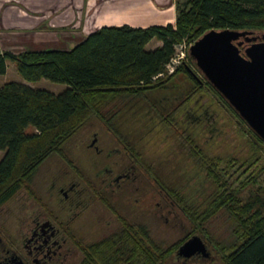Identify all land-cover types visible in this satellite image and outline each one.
<instances>
[{
	"label": "trees",
	"instance_id": "obj_1",
	"mask_svg": "<svg viewBox=\"0 0 264 264\" xmlns=\"http://www.w3.org/2000/svg\"><path fill=\"white\" fill-rule=\"evenodd\" d=\"M177 1L174 24L145 28L101 27L67 51L0 53V75H5L6 61H10L27 83L45 79L66 86L58 94L16 81L0 86V152H3L0 158V205L28 181L46 158L56 155L65 160L63 148L70 137L88 118L93 115L103 118V110L112 107L111 112L108 111L109 117L103 118L108 128L126 146L130 159L176 203L195 228L228 208L231 196L225 194L227 190L214 165L222 159L207 157L196 141L185 137L186 149L193 157L194 165L215 187L207 197L190 203L182 187H172L163 180L139 145L131 144L132 140L118 132L115 125L116 117L128 110L136 114L147 112L152 119L156 113L161 120L158 126L154 124L156 129L178 131L182 111L187 105H191L188 109H199L194 100L199 93H205L203 89H212L206 81L193 75L190 67L193 62L187 51L186 60L175 66L171 73L167 72L176 48L182 43L191 45L209 30L264 33V0ZM153 40L161 45L147 50ZM170 88L180 92L186 89L182 105L175 109L177 118L173 116L174 110L162 116L158 109L162 101H155L156 94L168 92ZM214 95L232 112L218 93L214 92ZM145 105L150 109L142 110ZM29 129L32 131L28 132ZM254 142L256 151L253 150L254 154L243 162H256L259 148L264 150L263 142L257 138ZM232 209L238 219L240 242L224 254L225 264H264V213L254 210L252 203ZM119 220L120 231L104 241L86 246L80 264H163V255L158 247L148 243L143 228Z\"/></svg>",
	"mask_w": 264,
	"mask_h": 264
},
{
	"label": "rangeland",
	"instance_id": "obj_2",
	"mask_svg": "<svg viewBox=\"0 0 264 264\" xmlns=\"http://www.w3.org/2000/svg\"><path fill=\"white\" fill-rule=\"evenodd\" d=\"M6 37L11 38L17 47L4 46V51L15 55L26 51L22 50L20 39L14 36ZM154 42L153 40L146 49L155 48ZM6 64L5 75H0V86L10 81L23 82L34 89H45L55 94L66 88L65 85L45 79L27 83L18 74L13 62L6 61ZM190 67L197 79L205 81L193 64ZM166 70L168 73L172 72L169 67ZM209 87L212 90L203 89L205 93H199L194 100V105L199 109L191 110L188 109L191 105H187L179 115L181 124L178 131L166 132L164 129H156L158 121H161L156 113L152 119L147 112L136 114L133 111L127 112L128 110L118 113L115 125L118 132L132 140H129L131 144L139 145L141 152L152 161L157 174L163 180L172 187H182L190 203H197L207 197L215 191V187L194 165V159L186 149L185 137L196 141L207 157L222 159L215 161L214 165L227 190L225 194L231 196L232 201L227 209H222L208 222L195 228L176 203L159 190L142 167L130 159L126 146L104 121L109 117L108 111L111 112L112 109L108 107L102 112L104 119L94 115L88 118L65 143L63 150L67 161L60 156H49L35 169L28 181L0 205V236L8 244L18 239L17 223L21 218L19 214L28 203V195L33 193L42 198L40 201L44 203V208L62 216V209L71 207L69 203L74 198L76 200V197L69 193L67 201H64L57 189L75 181L84 187L89 185L92 189L81 192L83 205L80 207V217L78 221L70 222L72 234L82 241L81 250L118 233L121 229V219L135 228H143L148 243L158 247L163 255V264H225L224 254H228L240 242L238 219L232 208L252 203L254 210L264 213V150H257L256 162H243L254 154V138H259L219 94L232 112L217 100L214 95V92H217L210 85ZM172 89L156 94L155 101H162L158 105L162 116L174 110L173 116L177 118L175 109L182 105L186 89L183 88L182 92ZM149 109L148 105L142 107V110ZM27 131L31 132L32 129ZM2 156L3 152H0V158ZM130 166L133 169L129 173V181V178L124 183L119 181L120 183L113 184L107 190L102 188L101 181L114 179ZM53 183L55 188L51 189ZM94 192L107 198V207L98 201ZM192 236H198L203 241L207 256L201 253L189 258L177 255L180 246ZM73 238L71 236L70 240Z\"/></svg>",
	"mask_w": 264,
	"mask_h": 264
},
{
	"label": "crops",
	"instance_id": "obj_3",
	"mask_svg": "<svg viewBox=\"0 0 264 264\" xmlns=\"http://www.w3.org/2000/svg\"><path fill=\"white\" fill-rule=\"evenodd\" d=\"M177 3V0H0V53L5 52L4 46L17 47L6 36L20 39L23 51H67L101 27L174 24ZM154 43L155 48L161 45L158 41Z\"/></svg>",
	"mask_w": 264,
	"mask_h": 264
},
{
	"label": "water",
	"instance_id": "obj_4",
	"mask_svg": "<svg viewBox=\"0 0 264 264\" xmlns=\"http://www.w3.org/2000/svg\"><path fill=\"white\" fill-rule=\"evenodd\" d=\"M187 54L197 72L264 142V33L209 30L189 46ZM205 248L198 236H192L177 255L207 256Z\"/></svg>",
	"mask_w": 264,
	"mask_h": 264
},
{
	"label": "flooded vegetation",
	"instance_id": "obj_5",
	"mask_svg": "<svg viewBox=\"0 0 264 264\" xmlns=\"http://www.w3.org/2000/svg\"><path fill=\"white\" fill-rule=\"evenodd\" d=\"M132 169L130 166L114 179L101 181L102 188L107 190L113 184L120 183L119 181L124 183L128 178L127 181H129L131 179L129 173ZM66 184L59 187L58 192L64 197V201H67L69 193L75 195L76 200L74 198L70 201L71 207L62 209V216L53 210L44 208V203L40 201L42 198L36 193L28 195V203L19 214L21 218L17 223L18 239L8 244L0 236V264H80L83 257L82 241L72 234L73 229L70 222L78 221L80 217V207L83 205L81 192L92 189L86 182V187L75 181ZM52 188H55L54 183L51 185ZM94 195L101 204L107 207L105 196L96 192ZM71 236L74 238L70 240Z\"/></svg>",
	"mask_w": 264,
	"mask_h": 264
},
{
	"label": "built area",
	"instance_id": "obj_6",
	"mask_svg": "<svg viewBox=\"0 0 264 264\" xmlns=\"http://www.w3.org/2000/svg\"><path fill=\"white\" fill-rule=\"evenodd\" d=\"M189 46L190 45L186 43H182L177 47L176 54L172 59L171 64L167 66L170 68V71H173L174 67L180 64L185 59L186 51L188 50Z\"/></svg>",
	"mask_w": 264,
	"mask_h": 264
}]
</instances>
